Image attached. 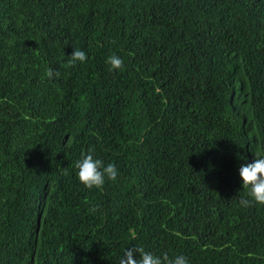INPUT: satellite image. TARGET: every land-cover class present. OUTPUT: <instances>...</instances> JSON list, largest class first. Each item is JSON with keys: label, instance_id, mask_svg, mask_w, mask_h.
Returning a JSON list of instances; mask_svg holds the SVG:
<instances>
[{"label": "trees", "instance_id": "obj_1", "mask_svg": "<svg viewBox=\"0 0 264 264\" xmlns=\"http://www.w3.org/2000/svg\"><path fill=\"white\" fill-rule=\"evenodd\" d=\"M89 149L118 169L102 189L78 180ZM255 151L264 0H0V264H120L134 246L264 264V206L240 205Z\"/></svg>", "mask_w": 264, "mask_h": 264}, {"label": "clouds", "instance_id": "obj_2", "mask_svg": "<svg viewBox=\"0 0 264 264\" xmlns=\"http://www.w3.org/2000/svg\"><path fill=\"white\" fill-rule=\"evenodd\" d=\"M87 55L80 49H75L68 61L70 66H75L76 62L84 63ZM107 64L110 65V71H120L123 69V60L113 54L108 57ZM45 76L49 79L53 76H59L58 72L48 68ZM255 160L253 163L241 165L239 176L242 179V188L247 190L248 198H241L240 205L244 208H250L254 205L264 206V153L255 151ZM79 182L87 189H102L106 179L115 181L118 177V169L114 164L104 165L103 161L94 158L93 150L89 149L87 153H82L80 159L75 163ZM95 213L96 207L89 209ZM120 264H188V260L183 255L170 258L166 253L162 256L154 255L143 247L134 246L125 250Z\"/></svg>", "mask_w": 264, "mask_h": 264}]
</instances>
